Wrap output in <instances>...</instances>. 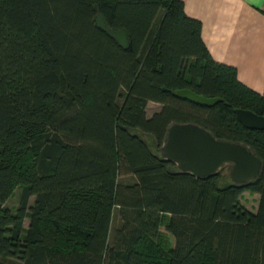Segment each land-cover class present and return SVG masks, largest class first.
<instances>
[{
  "label": "trees",
  "instance_id": "obj_1",
  "mask_svg": "<svg viewBox=\"0 0 264 264\" xmlns=\"http://www.w3.org/2000/svg\"><path fill=\"white\" fill-rule=\"evenodd\" d=\"M237 108L264 115V92L212 58L182 0H0V264H264V130ZM173 123L251 146L259 177L181 172L160 153Z\"/></svg>",
  "mask_w": 264,
  "mask_h": 264
},
{
  "label": "water",
  "instance_id": "obj_2",
  "mask_svg": "<svg viewBox=\"0 0 264 264\" xmlns=\"http://www.w3.org/2000/svg\"><path fill=\"white\" fill-rule=\"evenodd\" d=\"M96 24L121 47L129 46L128 34L123 29H109L104 16L95 7ZM174 94L195 104L213 106L221 101L220 97H207L188 88L177 89ZM239 121L248 129L264 130V115L248 109H235ZM162 158L172 161L181 172L196 177H210L228 163L231 181L237 185L247 184L259 177L262 159L254 149L244 143L218 139L210 130L196 123H173L168 127L163 145Z\"/></svg>",
  "mask_w": 264,
  "mask_h": 264
},
{
  "label": "crops",
  "instance_id": "obj_3",
  "mask_svg": "<svg viewBox=\"0 0 264 264\" xmlns=\"http://www.w3.org/2000/svg\"><path fill=\"white\" fill-rule=\"evenodd\" d=\"M186 13L202 22L212 58L234 66L238 78L264 92V0H182Z\"/></svg>",
  "mask_w": 264,
  "mask_h": 264
},
{
  "label": "rangeland",
  "instance_id": "obj_4",
  "mask_svg": "<svg viewBox=\"0 0 264 264\" xmlns=\"http://www.w3.org/2000/svg\"><path fill=\"white\" fill-rule=\"evenodd\" d=\"M161 107L160 104L155 103V102H150L149 106H148V115L151 116L156 110H158ZM148 141L151 143V147L153 149H157V145L155 143L154 138L152 137H147ZM232 164L228 163L226 164L222 169H221V173L223 175L224 178V182H232L231 178L229 176V171L231 169ZM128 180L127 178H123V180ZM19 192L20 189H16L15 193L12 195V197L8 200V202L6 203L8 207L15 209L18 204H19ZM258 201H259V194L257 193H251L249 191H246L243 195H242V203L247 206L250 210L256 211L257 207H258ZM29 219L26 220V226L28 225ZM120 223V218L117 214V212L115 213V218H114V223L113 226L116 227L118 224ZM170 240H171V244H174V239L172 236H169Z\"/></svg>",
  "mask_w": 264,
  "mask_h": 264
}]
</instances>
